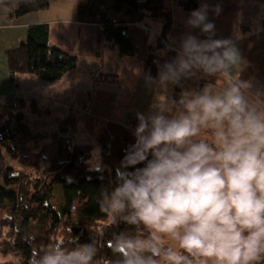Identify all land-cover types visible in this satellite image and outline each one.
<instances>
[{
  "label": "clouds",
  "instance_id": "obj_1",
  "mask_svg": "<svg viewBox=\"0 0 264 264\" xmlns=\"http://www.w3.org/2000/svg\"><path fill=\"white\" fill-rule=\"evenodd\" d=\"M208 13L201 3L186 22L205 38L183 35L174 58L156 61L157 77L145 78L159 87L147 111L136 113L114 187L101 190L102 212L147 230L108 242L118 264H264V93L253 95L252 82L236 74L246 62L234 40L215 38ZM197 74L225 86L206 81L169 94V85ZM88 163L103 178L99 150ZM96 254L68 235L34 249L29 264H93Z\"/></svg>",
  "mask_w": 264,
  "mask_h": 264
},
{
  "label": "trees",
  "instance_id": "obj_2",
  "mask_svg": "<svg viewBox=\"0 0 264 264\" xmlns=\"http://www.w3.org/2000/svg\"><path fill=\"white\" fill-rule=\"evenodd\" d=\"M176 1L187 11L198 8V0ZM48 6V0H6L0 1V12L8 11L19 17ZM146 15L163 20L159 47H164L173 22L164 0H89L78 9L81 22L98 25L100 46L118 44L121 56L156 63L160 55L152 50L143 52L130 32V24ZM48 36V24L28 26L27 41L7 52L12 77L30 73L42 80L58 81L76 67L77 58L50 46ZM14 103L19 104V109L30 106L34 113H41L36 101L12 96L0 100V110L14 107ZM19 113L17 118L0 114V163H5L0 164V255L12 257L13 264H29L33 250L49 246L63 228L66 242L67 236L72 235L79 237L81 243L96 247L93 264H118L121 257L113 253L108 242L120 233L146 236L147 230L142 225L125 223L120 216L113 220L100 210L99 201L102 189L114 187L115 169L125 149L134 142L136 116H130L126 123L105 122L96 132L95 142H79L74 133L80 118L70 113L60 120L59 132L65 141L59 143L57 154L50 157L43 154L41 158L32 146L19 140L22 129H26L22 124L23 112ZM41 137L36 135L34 139L38 143ZM97 146L101 150L103 178L101 173L89 170L88 162ZM43 162L48 174L33 179L27 171L38 170ZM57 190L61 201L56 205Z\"/></svg>",
  "mask_w": 264,
  "mask_h": 264
},
{
  "label": "crops",
  "instance_id": "obj_3",
  "mask_svg": "<svg viewBox=\"0 0 264 264\" xmlns=\"http://www.w3.org/2000/svg\"><path fill=\"white\" fill-rule=\"evenodd\" d=\"M6 1V0H0ZM89 0H48L46 9H37L23 16L14 17L8 11L0 12V100L21 97L36 101L49 109L36 115H53L50 108H65L62 117L76 113L80 123L88 124L86 131H98L105 122L126 123L137 111L146 112L158 85L149 87L146 77H157V63L146 62L138 57L121 56L118 44L99 45V27L81 22L78 18L80 6ZM209 5V20L216 28L215 38H231L235 41L246 63L234 70L243 80L252 82L250 92L264 93V1L260 0H198ZM172 12L173 22L168 34V45L159 47L163 20L146 15L142 20L130 24V32L143 52L152 50L160 55L159 64L171 61L172 49L178 47L183 35L191 32L201 39L205 35L191 29L186 22L191 11L184 10L176 0H164ZM219 7V14L212 9ZM46 23L49 25L48 43L77 58L76 67L58 81L42 80L30 73L11 76L7 52L27 41L28 26ZM206 81H213L223 89L224 81L217 77H201L181 81L180 85H169L170 95L179 96L181 88L199 89ZM264 99V95H261ZM55 113V112H54ZM55 120V119H54ZM94 132V131H93ZM211 141L209 133H201Z\"/></svg>",
  "mask_w": 264,
  "mask_h": 264
},
{
  "label": "rangeland",
  "instance_id": "obj_4",
  "mask_svg": "<svg viewBox=\"0 0 264 264\" xmlns=\"http://www.w3.org/2000/svg\"><path fill=\"white\" fill-rule=\"evenodd\" d=\"M164 44L167 46L168 41L164 40ZM18 105L19 104L15 106V103H14V107H10V109L8 108L5 111L3 109L0 110V114L7 113V116H9V118H12L13 116L14 117L16 116L17 118L21 114L19 112H23L22 113L23 114L22 124L24 127H26V129L25 130H23L24 128L22 129V135L19 137V140L23 142V144L32 146L34 151L39 152L41 158L43 154L47 155L48 157L55 156L59 150V143L65 140L61 139L62 134L59 132L60 120L62 119V117L55 118L53 116L61 115L60 111H63L65 108H50L52 111L50 113H53V115L48 116V115H36L32 111L30 106H27L24 109L22 108L19 109ZM39 108L41 112L49 110V109H44L41 106H39ZM84 122L85 121L83 120L82 124L78 125V128H77L78 130L76 131V133H74L75 138L79 142H95L96 132H97L95 130L98 129L99 125L97 124L93 125L95 127V129L93 130L94 132L93 131L87 132L86 129H88V124H85ZM36 135H42L41 140H39L38 143L34 139ZM37 144H39L38 148H37ZM95 150H99V153L101 152L99 146H97ZM0 164L4 165L5 163L1 162ZM41 164H44V165L42 167H39L38 170H33L32 172L30 170L27 171L32 176L33 179L37 178V176L45 177L48 174L49 171L45 163L43 162ZM60 189H61V186H60ZM54 201L56 202V205L59 204L61 201L60 192L58 190L56 191V194L54 196ZM7 231L8 229H5V232ZM64 236H65L64 229L61 228L60 231L57 234H55L54 238H61ZM170 243H174V242L170 241ZM0 248H2L1 241H0ZM0 257L2 261L1 264H13L12 257L3 256V255H0Z\"/></svg>",
  "mask_w": 264,
  "mask_h": 264
}]
</instances>
